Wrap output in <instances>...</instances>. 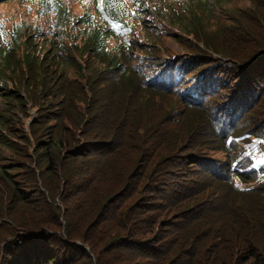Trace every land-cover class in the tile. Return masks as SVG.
Wrapping results in <instances>:
<instances>
[{"label": "trees", "instance_id": "16d2710c", "mask_svg": "<svg viewBox=\"0 0 264 264\" xmlns=\"http://www.w3.org/2000/svg\"><path fill=\"white\" fill-rule=\"evenodd\" d=\"M24 1L0 0V264H206L232 243L264 264V0L146 4V41L111 59L104 0L7 17ZM15 204L44 225L9 223Z\"/></svg>", "mask_w": 264, "mask_h": 264}, {"label": "rangeland", "instance_id": "374dc122", "mask_svg": "<svg viewBox=\"0 0 264 264\" xmlns=\"http://www.w3.org/2000/svg\"><path fill=\"white\" fill-rule=\"evenodd\" d=\"M161 1H164V0H104V4L108 7L107 9L108 13L105 17L106 27L108 30H111V32L116 35V37H107V40L105 41V44H104L105 48H103V52L107 53L108 58L111 59L116 53V51H118L117 47L118 45H120L122 41L121 36L123 34H126V35L129 34L131 28L134 29L133 31L134 35L136 31L138 30L139 32L142 33L144 39L147 38L146 31L143 30V28L139 25V20L145 17L144 13H145L146 4L160 3ZM34 7H37V2H33L30 0L24 1L23 3L16 5L14 9L11 8L9 10L10 13L9 15H7V17H11V16L16 17L17 12L19 11L28 12L29 9H32L34 12L35 11ZM0 14H1V10H0ZM7 17H5L4 19H6ZM122 30L124 32H122ZM168 40H169L168 44L170 47L172 48L178 47L171 39H168ZM144 96L146 98L145 93H144ZM0 110H3V105L1 104V100H0ZM29 112H30V117L35 116V110L33 109L31 103H29ZM26 121H27V124L31 122L30 119H26ZM263 148H264V144H263ZM11 161H12L11 151L5 146L0 144V164L1 166L7 168L10 165ZM45 167L46 166L44 165L42 169H45ZM73 199L74 198H71L70 201H72ZM68 200H69V196H68ZM86 201L90 203L89 206L91 208L94 207V205L97 202V194L94 195L93 199H89ZM93 210H96V209L93 208ZM9 211H10L8 214V219L10 220L9 223L16 222L17 225L21 227L24 226V227L33 228V229H40V227L44 225V224H40V220L45 219L43 213L41 212V214H39L37 212V207L36 209H34L33 205L26 206L23 204H15L14 206L12 205L11 208H9ZM65 225L66 224H64L63 222L60 223L61 228H64ZM70 228H71L72 235L78 238L79 241L86 242L87 244H89L88 245L89 247H92L91 245L93 244V242H96V241L99 242V245L101 247H110L109 239H105L101 241L100 240L101 235H99V232L97 231L92 233L90 238H88V242H87V239H86L87 237H85L83 231L80 230L79 223L78 222L75 223L73 217L72 219H70ZM89 247H86L85 245V250L90 254V256L93 259L95 258V256L91 252V249L89 250ZM216 251L217 252H214V253L208 252V255H206L208 257L207 262H210L211 264H251L252 262L253 264H257V262L260 259V255H258V258L256 261L250 260L246 262L245 261V255H246L245 250L239 248V246L235 243H232L231 245H227L225 249L224 248L222 250L218 249ZM94 252H96L97 255H101L103 257V261L106 263L107 262H110V264L122 263V260H120L122 258L119 252L115 254L111 252L110 249H107L106 251H100V250L94 249ZM81 254H83V252ZM80 263H86V262L81 261Z\"/></svg>", "mask_w": 264, "mask_h": 264}]
</instances>
